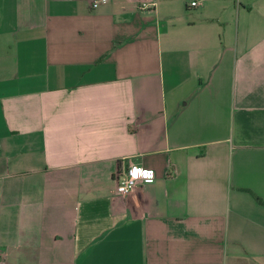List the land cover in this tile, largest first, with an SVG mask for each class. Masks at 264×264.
I'll return each instance as SVG.
<instances>
[{
    "label": "crops",
    "instance_id": "crops-1",
    "mask_svg": "<svg viewBox=\"0 0 264 264\" xmlns=\"http://www.w3.org/2000/svg\"><path fill=\"white\" fill-rule=\"evenodd\" d=\"M0 264H264V0H0Z\"/></svg>",
    "mask_w": 264,
    "mask_h": 264
},
{
    "label": "built area",
    "instance_id": "built-area-1",
    "mask_svg": "<svg viewBox=\"0 0 264 264\" xmlns=\"http://www.w3.org/2000/svg\"><path fill=\"white\" fill-rule=\"evenodd\" d=\"M108 2V0H107ZM98 3L99 2H96L94 4V7L96 8L98 6ZM197 2H192V6L195 7L197 6ZM135 164H132L130 166H128L127 170L125 171V173L121 176H118V178L116 179V193L119 194V195H129L131 194L138 186L142 185V184H145V180L143 178L141 179H138L136 180L134 183H132L131 185H129L127 183L128 180L131 179L129 173H130V170L132 168V166H134ZM136 167L138 168H142V169H148V168H145L143 166H138V165H135ZM155 173V172H154ZM156 180V174L154 175V178H153V181L154 182ZM123 189V190H122Z\"/></svg>",
    "mask_w": 264,
    "mask_h": 264
},
{
    "label": "clouds",
    "instance_id": "clouds-1",
    "mask_svg": "<svg viewBox=\"0 0 264 264\" xmlns=\"http://www.w3.org/2000/svg\"><path fill=\"white\" fill-rule=\"evenodd\" d=\"M104 2L107 3V0H104ZM129 175L131 179L128 180L127 183L131 185L136 180L141 179V178H143L146 183H152L155 173L151 169H142L134 165L132 166Z\"/></svg>",
    "mask_w": 264,
    "mask_h": 264
}]
</instances>
